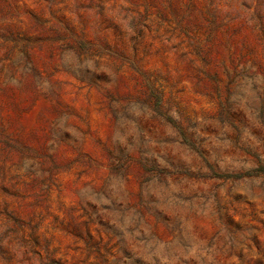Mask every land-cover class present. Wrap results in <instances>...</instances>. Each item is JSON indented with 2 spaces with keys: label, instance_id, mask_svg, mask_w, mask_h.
I'll return each mask as SVG.
<instances>
[{
  "label": "rangeland",
  "instance_id": "rangeland-1",
  "mask_svg": "<svg viewBox=\"0 0 264 264\" xmlns=\"http://www.w3.org/2000/svg\"><path fill=\"white\" fill-rule=\"evenodd\" d=\"M0 264H264V0H0Z\"/></svg>",
  "mask_w": 264,
  "mask_h": 264
}]
</instances>
